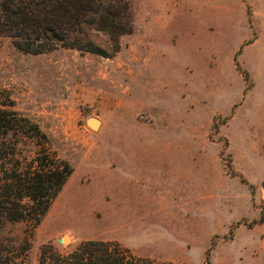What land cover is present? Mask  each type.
Returning <instances> with one entry per match:
<instances>
[{
    "label": "rangeland",
    "instance_id": "rangeland-1",
    "mask_svg": "<svg viewBox=\"0 0 264 264\" xmlns=\"http://www.w3.org/2000/svg\"><path fill=\"white\" fill-rule=\"evenodd\" d=\"M126 1L118 50L91 36L107 55L24 52L0 34V106L73 169L25 264L87 239L173 264H264V0Z\"/></svg>",
    "mask_w": 264,
    "mask_h": 264
},
{
    "label": "trees",
    "instance_id": "trees-1",
    "mask_svg": "<svg viewBox=\"0 0 264 264\" xmlns=\"http://www.w3.org/2000/svg\"><path fill=\"white\" fill-rule=\"evenodd\" d=\"M126 0H0V34L18 49L42 53L58 47L101 55L92 34L107 35L111 50L130 31ZM29 118L0 106V264H25L30 236L72 173ZM24 223L22 239L8 227ZM37 264H173L136 256L116 240L87 239L66 252L40 246Z\"/></svg>",
    "mask_w": 264,
    "mask_h": 264
},
{
    "label": "water",
    "instance_id": "water-1",
    "mask_svg": "<svg viewBox=\"0 0 264 264\" xmlns=\"http://www.w3.org/2000/svg\"><path fill=\"white\" fill-rule=\"evenodd\" d=\"M88 124H89L90 128H92V129H96V128L99 127V125H100V121H99L97 118H94V117H93V118H91V119L89 120Z\"/></svg>",
    "mask_w": 264,
    "mask_h": 264
},
{
    "label": "crops",
    "instance_id": "crops-1",
    "mask_svg": "<svg viewBox=\"0 0 264 264\" xmlns=\"http://www.w3.org/2000/svg\"><path fill=\"white\" fill-rule=\"evenodd\" d=\"M139 180L141 181V180H144V179L139 177ZM248 186H252V184L250 185V183H248Z\"/></svg>",
    "mask_w": 264,
    "mask_h": 264
}]
</instances>
